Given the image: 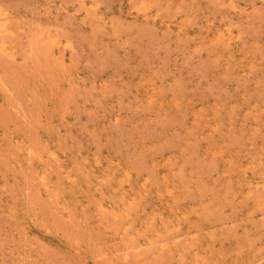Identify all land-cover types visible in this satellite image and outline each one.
Listing matches in <instances>:
<instances>
[{
	"label": "rangeland",
	"instance_id": "obj_1",
	"mask_svg": "<svg viewBox=\"0 0 264 264\" xmlns=\"http://www.w3.org/2000/svg\"><path fill=\"white\" fill-rule=\"evenodd\" d=\"M0 264H264V0H0Z\"/></svg>",
	"mask_w": 264,
	"mask_h": 264
},
{
	"label": "bare ground",
	"instance_id": "obj_2",
	"mask_svg": "<svg viewBox=\"0 0 264 264\" xmlns=\"http://www.w3.org/2000/svg\"><path fill=\"white\" fill-rule=\"evenodd\" d=\"M37 53H38V52H37ZM45 53H46V52H45ZM42 54H43V53H42ZM42 60H43V59H42ZM41 62H42V61H41ZM12 72H13V71H12ZM39 74H40V73H39ZM13 75H14V74H13ZM41 76H42V75H41ZM41 76H40V77H41ZM41 78H42V77H41ZM47 79H48V78H47ZM16 80H17V79H16ZM12 81H13V80H12Z\"/></svg>",
	"mask_w": 264,
	"mask_h": 264
}]
</instances>
